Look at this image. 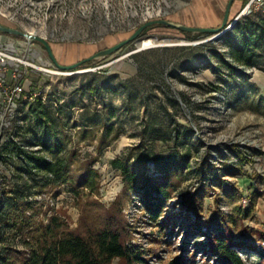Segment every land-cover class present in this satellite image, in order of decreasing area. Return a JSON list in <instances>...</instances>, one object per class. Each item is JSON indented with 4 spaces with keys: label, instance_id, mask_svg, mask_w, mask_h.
<instances>
[{
    "label": "rangeland",
    "instance_id": "1",
    "mask_svg": "<svg viewBox=\"0 0 264 264\" xmlns=\"http://www.w3.org/2000/svg\"><path fill=\"white\" fill-rule=\"evenodd\" d=\"M242 2L239 6V0L235 1L231 17L241 12L248 0ZM228 3L229 0H0V23L48 39L59 62L68 65L119 43L151 20L218 28ZM254 14L264 15L257 12L247 17ZM211 38L212 34L192 33L189 37L178 29L156 25L113 55L97 59L88 67L64 71L54 64L40 42L0 33L1 47L50 70H30L27 88H36L42 96L24 103L22 119L33 133L37 130L40 139L51 140L49 146L54 145V134L67 143L61 153L53 149L54 157L73 159L65 183L35 182L30 200L39 202V219L48 221L56 214L76 229L83 202L97 199L110 207L121 200L131 232L130 246L136 254L144 252L143 257L151 264L191 255L195 258L188 264H221L210 239L225 231L227 222L233 227L234 242L249 244L235 247L239 254L248 264H261V254L251 246L264 248V196L263 204L259 207L255 203L251 216L244 218L239 210L251 208L253 198L251 193L240 194L238 179L254 178L264 193V128L249 121L247 114L240 118L239 102L233 92L231 107L215 97L214 88L225 84L229 73L225 66L221 73L215 70V64L221 62L215 54L227 50L228 36L209 41ZM145 40L154 43L144 47ZM256 69L245 73L243 88H249L248 77ZM94 79L99 86L95 94L88 89ZM248 97L254 95H242V99ZM40 114L47 132L38 126ZM17 137L24 140L21 135ZM149 156V176L165 178L154 160L170 158L181 179V185L162 206L165 197L153 194L154 199L162 198L154 202L160 206L156 218L148 210L144 190L125 193L126 177L120 163H116H134L137 158ZM18 162L11 167L0 163V177L6 188L13 190L20 184L14 170ZM88 162L100 172L101 182L100 193L89 197L82 196L76 187V172L80 164ZM190 196L197 197L195 209L186 203ZM1 205L7 212L10 200L2 197ZM5 216L0 217V252L6 244L24 248L25 237L5 225Z\"/></svg>",
    "mask_w": 264,
    "mask_h": 264
},
{
    "label": "trees",
    "instance_id": "2",
    "mask_svg": "<svg viewBox=\"0 0 264 264\" xmlns=\"http://www.w3.org/2000/svg\"><path fill=\"white\" fill-rule=\"evenodd\" d=\"M237 12L234 17H237ZM0 33H2L0 31ZM191 37L192 33L182 32ZM235 33L234 36L230 34ZM199 36V34H196ZM228 38L225 43L227 51L216 53L221 62L214 67L218 73L229 71L225 84L214 88L215 91L222 90L225 86L231 88L229 91L228 104L231 105L230 96L239 87L236 84L237 77H244L246 74L237 68L235 63L245 68L264 69V15L254 14L245 16L239 20L233 29V32L227 33ZM228 54L233 61L228 60ZM93 62L85 64V67L91 66ZM224 74V72H223ZM226 74V71H225ZM224 74V75H225ZM95 75H98L96 72ZM95 76L94 78H96ZM91 93L99 92L97 80L94 79L88 84ZM245 89V88H241ZM41 103V101H39ZM43 114L38 115V126L47 132L48 127L44 124ZM93 126V125H92ZM177 132V131H176ZM25 141L29 136L34 138L35 144H42L41 154L34 151H27L16 145L10 138L6 145L0 150V159L11 167L13 157H19L22 160L14 166L18 173L20 184L15 187L6 188L4 181L0 177V199L2 197L10 200L9 210L0 207V217L6 215L3 219L6 226L15 228L26 240L24 248L14 245L4 246L0 252V264H151L147 258L143 257L144 252L136 254L131 248V232L127 225V218L124 213V206L121 200H117L113 205L107 207L97 199H89L82 203V215L79 226L76 229L59 215H53L49 220L39 219V202L30 200L32 188L37 184L51 185L66 182L68 172L71 171L73 162L72 156L66 160L54 157V148L57 153L63 152L67 143L60 141L57 134L54 138V145L49 146V139L38 136L39 133H33L29 125L23 127L20 132ZM16 145V148H11ZM12 154L5 156L6 154ZM148 158H137L134 163L130 161H118L123 175L126 177L125 193L146 192V200L149 212L156 218L160 211V206H155L154 202L162 198L154 199L153 194L165 197L161 201V206L173 196L176 189L181 185V179L178 178V172L173 170V163L170 158L154 160L161 166L165 178L151 177L147 174ZM92 162L80 164L76 172L77 185L81 189L82 196H92L100 193L101 182L99 181L100 172L91 167ZM36 170V172L34 171ZM27 173V177L24 176ZM21 181H23L22 184ZM223 180L220 185L223 184ZM20 188H19V187ZM203 190V189H201ZM80 192V191H79ZM206 192V190H205ZM81 193V192H80ZM83 198V197H82ZM152 201V204L150 202ZM252 207L244 210L241 208L239 214L244 218H249L254 210L255 199H252ZM192 209L196 208L197 197L190 196L186 202ZM8 209V208H7ZM47 221V222H46ZM264 235L263 233H261ZM235 233L229 222L226 223V230L210 239L212 251L218 255L221 264H248L239 254L235 247L249 245L246 243H235ZM261 254V264H264V248L251 246ZM195 258L191 256H177L169 261L161 259L159 264H188Z\"/></svg>",
    "mask_w": 264,
    "mask_h": 264
},
{
    "label": "built area",
    "instance_id": "3",
    "mask_svg": "<svg viewBox=\"0 0 264 264\" xmlns=\"http://www.w3.org/2000/svg\"><path fill=\"white\" fill-rule=\"evenodd\" d=\"M257 12L264 13V0H248L245 8L234 21L238 22L242 17ZM227 56L228 60L233 61L230 54ZM235 65L238 69L248 74H251L256 69L245 68L237 63ZM30 70L50 71L43 66H39L34 60L21 57L12 49L0 46V150L11 138L22 149L41 154L40 151L43 146L42 144H35L32 136H29L25 141H20L18 139L20 137H17V135H20L22 128L27 126L26 121L22 119V107L24 103L36 100L42 96L41 92L36 90V88L34 90L27 88L26 82L30 75ZM243 83V77H237L236 84L243 88ZM229 91L230 88L225 86L222 90L215 92V97H219L225 106H229V94H227ZM16 145L11 148H16ZM11 154L12 152L5 156H10ZM250 154L253 155V152H250ZM13 160L21 161L22 159L13 157ZM0 163H3L2 159H0ZM34 171L36 172L35 169ZM24 176L27 177V173H24Z\"/></svg>",
    "mask_w": 264,
    "mask_h": 264
},
{
    "label": "water",
    "instance_id": "4",
    "mask_svg": "<svg viewBox=\"0 0 264 264\" xmlns=\"http://www.w3.org/2000/svg\"><path fill=\"white\" fill-rule=\"evenodd\" d=\"M236 0H229L228 6L226 8L225 16L223 19V23L220 27L218 28H211V27H198V26H189L185 24H179L170 20L166 19H158V20H151L145 23L144 25L140 26L135 32H133L128 38L120 41L119 43L98 51L94 55L87 57L77 63L74 64H62L59 62L58 58L56 57L54 48L52 47L50 41L44 37L37 36L32 33H27L22 30H19L17 28L9 27L6 26L2 23H0V31L4 33H9V34H14L18 36H22L28 40L31 41H37L43 44V46L46 48V50L49 53V56L51 60L54 62V64L61 70L64 71H72L74 69H77L78 67H81L82 65H85L89 62H93L97 59L100 58H106L114 53L118 52L128 44L135 42L137 40H140L142 35L145 33V31L152 26L156 25H163L167 26L170 28L178 29L182 32H188V33H202V34H212L213 38H211L209 41H214V40H221L223 37L234 28L236 25V21H231V13H232V8L234 6Z\"/></svg>",
    "mask_w": 264,
    "mask_h": 264
},
{
    "label": "crops",
    "instance_id": "5",
    "mask_svg": "<svg viewBox=\"0 0 264 264\" xmlns=\"http://www.w3.org/2000/svg\"><path fill=\"white\" fill-rule=\"evenodd\" d=\"M242 3V0H239L238 5L241 6ZM248 84L249 88H238L233 92V96L236 97L235 100H237V103L239 102V116L243 118L247 114L249 121L260 123L264 128V69L257 68L255 74L248 77ZM247 93H251L254 97H248L246 100L242 99V95H247ZM238 190L243 196H249L251 193L252 198L255 199V203L259 207L263 204L262 197L264 193L260 192L254 178L239 176Z\"/></svg>",
    "mask_w": 264,
    "mask_h": 264
},
{
    "label": "bare ground",
    "instance_id": "6",
    "mask_svg": "<svg viewBox=\"0 0 264 264\" xmlns=\"http://www.w3.org/2000/svg\"><path fill=\"white\" fill-rule=\"evenodd\" d=\"M153 43H154L153 40H145V41L143 42L142 45H143L144 47H149V46H151Z\"/></svg>",
    "mask_w": 264,
    "mask_h": 264
}]
</instances>
